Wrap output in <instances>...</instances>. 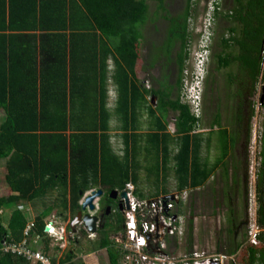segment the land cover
Instances as JSON below:
<instances>
[{
  "label": "trees",
  "instance_id": "1",
  "mask_svg": "<svg viewBox=\"0 0 264 264\" xmlns=\"http://www.w3.org/2000/svg\"><path fill=\"white\" fill-rule=\"evenodd\" d=\"M230 1L229 10L222 15L228 25L210 59L219 72L235 68L226 80V85L234 87L232 97L236 100L232 128L222 126L218 112L205 133L198 132L202 119L193 116L181 101L193 39L190 19L201 0H184L182 13L174 17L167 10V0H0V160L5 183L12 191L0 198V264H31L21 256L3 253L4 242L26 241L32 251H38L34 248L38 242L47 254L52 241L45 230L47 219L54 212L62 221L73 218L81 209V192L84 195L101 187L122 192L133 183L137 195L146 198L149 195L138 188L142 185L140 174L145 172L144 184H148L149 177L159 176L162 170L166 180L170 170L174 171L179 193L205 187L221 170L230 244L226 254L234 256L245 245L247 234L240 233V228L249 222L241 220L234 196L243 172V206L248 202L250 166L248 157L240 160L237 152H248L251 143L252 99L260 79L264 90V0ZM149 2L156 3L153 15L169 23L163 44L153 49L154 65L159 64L168 85L165 82L156 90H147L135 72L138 44L146 41L144 30L153 19ZM176 46L179 49L173 57ZM174 67L175 82L169 84ZM109 79L117 93L113 108L108 101ZM260 107L255 203L257 223L263 226L264 100ZM170 111L178 114L174 133L168 130ZM148 112L154 126L158 124L157 131L139 137V120ZM114 132L121 137L122 154L112 144ZM212 147L220 152L213 163ZM142 155L153 156L156 163H143L142 168L138 161ZM154 191L158 194L149 199L160 197V189ZM48 200L49 204H44ZM26 205L35 214L32 221ZM108 226L94 245L82 239L79 242L89 253L107 252L109 264H121L124 252L111 236L123 232L122 213ZM193 229L191 219L190 251ZM245 248L242 264H264L263 247L249 244ZM74 258L68 252L59 264H86Z\"/></svg>",
  "mask_w": 264,
  "mask_h": 264
},
{
  "label": "rangeland",
  "instance_id": "2",
  "mask_svg": "<svg viewBox=\"0 0 264 264\" xmlns=\"http://www.w3.org/2000/svg\"><path fill=\"white\" fill-rule=\"evenodd\" d=\"M205 0H201L199 5L196 8V12L194 14L195 18H199L200 15H202V3H204ZM151 11L156 10V3L155 2H149ZM231 6V1H225L224 5V10L225 13H227V10H229V7ZM166 7L170 15L172 17L179 15L182 13L184 7H185V2L184 0H167L166 2ZM155 9V10H154ZM155 22V23H154ZM228 24H226L225 20L221 18L218 21L217 28H216V33L217 36L214 41V51L216 52L218 48V38L220 34L222 33V30L225 29V27ZM157 27L156 30L154 27ZM169 27V23L165 21L162 16L159 17H154L152 21L149 22V24L146 26V29L144 31V35L146 37V41H144L143 45L140 46L141 49V55L143 56L144 60L151 55V50H150V44L155 43L153 49L160 47L161 44H163L164 40L166 39V33ZM140 44V43H139ZM155 50L152 52V55L154 56ZM174 57V56H173ZM174 60V58H172ZM159 64L155 67V70L153 73L150 72V79L152 82H155L156 85V80L160 78L161 72L158 68ZM235 71V68H230L228 70L224 71H217L216 70V65L215 62H213L210 65V69L208 71V79L205 85V93H204V115L200 124V130L198 132H203L205 130L211 129V121H213V116L216 113H220L221 116V121H222V126L227 127L229 129L232 128V116L234 115L235 111V106H236V100L235 97H232V92L234 91V87H229L226 82L227 80V75L231 72ZM149 78L146 76V79ZM256 94L254 96L253 104H254V109H255V115L254 118L251 122V143L248 148V152L243 151L242 149L237 152V156L239 157L240 160L244 159L246 156L248 157V162H249V185H248V202L245 203L243 206L242 202V189L245 188L244 184V179H242L243 172L240 173V179L238 180L239 186H236L235 190V207H237V211L240 212L241 214V220L247 219L248 222L251 220V216L256 213V203H255V186H256V171L259 165V152H260V144H259V139H260V132H261V121H262V110L260 107L261 103V97H262V91H263V82L260 79V81L257 84L256 87ZM172 119V118H171ZM212 119V120H211ZM168 123H171V127L173 130L174 127V122L172 120H167ZM114 124V123H113ZM170 127V126H169ZM171 131V130H170ZM173 132V131H172ZM113 138L114 142L116 141L115 137V132L113 133ZM115 145V150L119 149L118 144ZM219 149H217V157L219 156ZM215 156V155H214ZM171 172H174L173 170H170ZM233 167L232 163L229 166V174H230V179H229V184L233 183V180L231 179L233 175ZM4 164L0 160V197L6 196L7 191H6V184L4 180ZM144 175L145 172H144ZM172 177H169L166 180V176L163 172V170L160 172L159 176L155 175L150 176L148 184L144 180L142 182V185H140L138 188L140 191H143L144 194L149 195L148 197L144 199H149L151 197H156L158 192H155V189H160V192L163 193V187L165 185V191L164 194H166L169 189H168V184L170 183V179ZM145 179V178H144ZM222 171L219 170L216 174V176L212 177L206 184L205 187L194 190L192 193H183L186 194V198L184 200V203L181 207V210L187 217V226H186V234L184 236H178L172 239L170 243L165 242V248L163 251L158 252L157 254H160L161 256L157 258H163L161 262H157L155 264H172V262H176L179 260H184V256L189 255L192 250H189V234H188V227H189V221L192 219L193 220V251L194 250H200V251H205L206 254L212 255L214 253H219L224 256L226 255V251L229 248V235L227 233L228 225L226 224V219L225 215L227 212V208L225 205H223V197H222ZM166 182H168L166 184ZM171 187V184H170ZM175 188V189H174ZM171 191V189H170ZM173 192L176 191V185L173 186L172 189ZM137 192V187L136 191ZM159 193L160 197L157 198H170L169 196H172L173 199L178 193L172 194V195H164ZM163 195V196H162ZM89 195L86 194L85 198L88 197ZM50 198V197H49ZM85 198L80 201V204L85 201ZM153 198V199H157ZM51 199V198H50ZM151 199V200H153ZM43 201V200H42ZM50 201V200H49ZM95 202V201H94ZM45 204L46 201H45ZM246 210V211H245ZM57 212L52 213L51 217L47 219L49 221V224H52L55 226L57 229L56 231H49L53 233L55 236L51 237V246L49 252L53 255H59L60 252L59 250H55L54 253H52V250H54V247L62 246L64 247L65 245L69 244L68 241H62L60 243L59 239H62V236L66 232V227L68 226L70 220L62 221L60 216L58 215ZM248 226H242L240 228V233H246L248 234ZM61 229H66L65 232H63ZM119 236H116L118 239L117 241L114 242H122V245H119L121 247L127 245L128 242H123L121 239V236H123L122 232L117 233ZM241 238V236H239ZM94 245V243H93ZM249 245L248 242L245 243V245L240 248V250L234 255L233 258H235V264H242V259L243 256L246 255V246ZM35 247L40 248L44 252V249L40 246L37 245ZM82 252L77 251V255L75 256V260H80L84 261L86 264H109V255L107 252H99V251H94L93 253H89V251H86L87 249H84L82 245L80 246ZM120 249V248H118ZM61 250V248H60ZM48 252V253H49ZM45 253V252H44ZM47 253V252H46ZM50 254V255H51ZM47 255V254H45ZM49 255V254H48ZM143 255V254H142ZM145 255V254H144ZM83 257V258H82ZM122 260L121 264H130L129 258L131 261H133V258L131 255L127 256L126 254L122 255ZM154 259L153 256H147L145 262H149ZM127 260L129 263H127ZM152 263V262H151ZM33 264V263H32Z\"/></svg>",
  "mask_w": 264,
  "mask_h": 264
},
{
  "label": "built area",
  "instance_id": "3",
  "mask_svg": "<svg viewBox=\"0 0 264 264\" xmlns=\"http://www.w3.org/2000/svg\"><path fill=\"white\" fill-rule=\"evenodd\" d=\"M202 6V15L198 19L195 17L190 19L189 26L193 39L188 48L189 59L183 74L181 92V101L190 107L197 119H202L204 115V85L211 63L210 56L214 48L217 24L221 16L226 14L224 0H205ZM135 191L136 186L133 183H128L124 189L127 198L122 199L124 231L121 239L123 242L127 241L128 246H123L122 251L127 256L134 257L133 261L129 258L130 264H155L163 259L157 258L161 256L157 253L164 250L165 242L170 243L173 238L186 234L187 217L180 212V203L186 197L185 194H178L174 199L161 197L151 200L140 198ZM248 225L247 242L254 247L264 248V225L260 226L257 223L256 213L251 216ZM47 227L52 231L57 230L52 224ZM61 230L65 232L66 229ZM49 231H46L47 234L54 237L55 235ZM65 234L67 236V232L63 235ZM118 243L122 245V242H116L119 246L117 248H121ZM65 248L66 245L62 247L63 250ZM1 251L21 256L33 264H52L51 259L42 251L30 250L26 241L4 242ZM153 255V260L144 263L147 256ZM233 257L219 253L208 255L205 251L192 250L189 255L184 256V260L172 264H235ZM129 261L127 260V263Z\"/></svg>",
  "mask_w": 264,
  "mask_h": 264
},
{
  "label": "crops",
  "instance_id": "4",
  "mask_svg": "<svg viewBox=\"0 0 264 264\" xmlns=\"http://www.w3.org/2000/svg\"><path fill=\"white\" fill-rule=\"evenodd\" d=\"M151 7H152V5H151ZM155 10V9H154ZM153 12L154 11H152V18H154L155 16L153 15ZM156 26L154 27V29L156 30ZM146 29V28H145ZM145 31V30H144ZM140 44H138V53H139V58H138V61H137V64H136V67H135V72H136V76H137V78H138V80L143 84V86L147 89V90H156V89H158V88H160V86L162 85V84H164L165 82H167V81H164L163 79H162V76L160 75V78H158L157 80H156V85H155V82H152L151 81V79H150V72L151 73H153V71L155 70V65H154V56L152 55V51H153V47H154V45H155V43H151L150 44V50H151V55H149V57L148 58H146V60H144V58H143V56L141 55V49H140V46L141 45H143L144 43H143V41L142 40H140V42H139ZM179 48L176 46L175 47V53L174 54H176L177 53V51L176 50H178ZM174 56V55H173ZM108 64L110 65L109 66V71H111L112 70V67H111V64H112V62L110 61V62H108ZM173 64V63H172ZM172 73H173V70H172ZM146 76H148L149 78H147L146 79ZM175 81L173 80V79H171L170 80V83L169 84H173ZM167 85H168V82H167ZM107 87H108V89H109V94H108V101H109V105L111 106V108H113V105L115 104V101H116V95H117V93H116V90H115V85H114V83L112 82V80L111 79H109L108 80V82H107ZM144 89V88H143ZM151 99V97H149V100ZM155 102H157V100H155ZM155 105H156V103H154V105H153V108H155ZM145 114V113H144ZM177 113L176 112H173V111H170L169 113H168V118H167V120H172L173 122H175V119H176V117H177ZM172 118V119H171ZM116 119V117H113V119L112 120H115ZM168 122V121H167ZM169 125H168V130L171 132V133H174L175 132V126L173 127V130H172V127H171V123H168ZM156 125V124H155ZM138 126H139V130H138V134H139V137H141L142 135H145V134H148L149 132H151V131H157L156 130V128L155 127H158V124L156 125V126H154V122H153V118H152V116L149 114V112H148V114L146 113V115H144L142 118H140V120H139V124H138ZM170 126V127H169ZM210 129H208V130H205V131H203V132H205V133H207L208 131H209ZM173 131V132H172ZM112 136H113V133H112ZM115 137H116V141L114 142V138L112 139V144H118V146H119V149L118 150H116L117 151V153L118 154H122V151H121V142H122V140H121V137H119L118 135H116L115 134ZM114 147H115V145H113ZM116 148V147H115ZM172 153H173V151H172ZM145 154V153H144ZM215 155V156H214ZM216 156H217V151H216V148L215 147H212V150H211V163H213V161L216 159ZM153 156H150V155H148L147 157H145L144 155H142V156H139L138 157V161L140 162V165H141V167L142 168H145V167H143L142 166V164L144 163L146 166H149L150 165V162H152V164H155L156 163V158H154ZM170 162V161H169ZM168 162V163H169ZM174 162H173V160H171V163H170V165H172ZM168 173V172H167ZM140 176H141V182H143L145 179H146V177H145V175H144V172L143 173H141L140 174ZM169 177H172L171 179H170V183L168 184V189H169V191L165 194V195H172V194H174L175 192H173L172 191V189H173V186L174 185H176V181H175V176H174V172H170L168 175H167V179L169 178ZM145 178V179H144ZM150 178V177H149ZM168 183V182H167ZM6 184V183H5ZM170 184H171V187H170ZM6 191H7V195L6 196H8V195H11L12 193V191H11V189L8 187V185L6 184ZM165 185H164V187H163V191H165ZM170 189H171V191H170ZM175 189V188H174ZM198 190V189H197ZM188 191V193H192V192H194V190H187ZM186 191V192H187ZM6 196H2V197H6ZM2 197H0V198H2ZM48 202V204H49V200L48 201H46V203ZM43 204V203H42ZM45 204V203H44ZM25 208H26V210H27V212L29 213V217L31 218V221H32V218H33V216H35V214H34V212H33V210H32V208H31V206H28V205H26L25 206ZM24 207H22V210H24L25 209ZM52 215H50L49 217H51ZM47 223H49V221H47ZM37 245H40L38 242L35 244V246H37ZM68 245V244H67ZM34 246V248H36L37 250H41L40 248H38V247H35ZM42 248H43V245H40ZM50 249H53V248H50ZM78 251V250H77ZM77 251H76V253H77ZM55 252V248H54V250H52V253H54ZM59 252H60V254L59 255H53V254H51V252H49V253H47V254H49V256L52 258V259H54L55 261H57L56 263L57 264H59V260H60V258L62 257V255L64 254V250H60L59 249ZM51 254V255H50ZM75 257V256H74ZM83 258V257H82ZM73 261H75V258L73 259ZM32 264V263H31Z\"/></svg>",
  "mask_w": 264,
  "mask_h": 264
},
{
  "label": "flooded vegetation",
  "instance_id": "5",
  "mask_svg": "<svg viewBox=\"0 0 264 264\" xmlns=\"http://www.w3.org/2000/svg\"><path fill=\"white\" fill-rule=\"evenodd\" d=\"M175 55L176 54H174V56ZM173 66H174V63L172 65H170L169 69H171ZM158 68L161 69L160 66ZM209 69H210V67H209ZM160 72H161V70H160ZM175 72H176V69L174 67L173 73H172V75H174L173 76L174 81H175ZM208 75H209V73H207L205 85H206V82L208 79ZM205 85H204V93H205ZM203 112H204V94H203ZM93 190L95 192H97L99 190H101L103 192V194L99 198H97L95 200V202L93 203L96 207V210L94 211L93 214L95 216H97L99 219V221L97 223L96 231L93 233H90V232L86 231V229H84V227L82 225L76 226V228L72 227L71 223L73 222L74 218L76 217V215L78 214L79 211L77 212V214H75V216L73 218L69 217L70 222H69L68 226L70 227V231H69L70 235H69L68 240L70 242L68 245H66V249L64 250L65 251L64 254H67L68 252H70L72 255L76 256V251L78 250V247L81 245L79 240L82 239L84 241H87L88 243H94L97 239L100 238L102 231H104L106 229L108 224L109 223L113 224L114 221L117 219L118 215L120 213H123V211H124V206H123L120 194H118L117 196L114 197L111 194V191H107L106 189H104L102 187L96 188ZM85 196H86V194H85ZM80 205H82V203ZM80 211H81V209H80ZM88 212L89 211H86V213H88ZM108 228H109V226H108ZM73 229H75V230H73ZM116 236H119V234L115 233V234H112V236H111L114 241H117V239H118ZM59 240L63 241L65 239L62 238ZM70 247H71V249L69 250Z\"/></svg>",
  "mask_w": 264,
  "mask_h": 264
},
{
  "label": "water",
  "instance_id": "6",
  "mask_svg": "<svg viewBox=\"0 0 264 264\" xmlns=\"http://www.w3.org/2000/svg\"><path fill=\"white\" fill-rule=\"evenodd\" d=\"M263 93H264V90H263ZM262 100H264V94L261 97V101ZM80 194L83 196V192H81ZM102 194H103V192L101 190H99L97 192L94 191V192H92L91 195H89L88 197L85 198V201L82 203V205H80L81 211L79 210L78 214L76 215L73 222L71 223L73 228H76V226L82 225L84 227V229H86V231H88L90 233H93L96 231L97 223H98L99 219L97 216H95L93 214L94 211L96 210V207L93 203ZM111 194L114 197L117 196L118 194H120L121 199L127 198L126 192L119 193L117 190H112ZM86 211H89V212L86 213ZM45 230L49 231V230H51V228L46 227ZM73 230H75V229H73ZM70 249H71V247L69 248V250Z\"/></svg>",
  "mask_w": 264,
  "mask_h": 264
},
{
  "label": "clouds",
  "instance_id": "7",
  "mask_svg": "<svg viewBox=\"0 0 264 264\" xmlns=\"http://www.w3.org/2000/svg\"><path fill=\"white\" fill-rule=\"evenodd\" d=\"M89 191H92V192H94V190L93 189H91V190H89ZM89 191H87L85 194H87ZM92 192H91V194H92ZM122 192H124V190L122 191ZM122 192H119V193H122ZM175 193H178V194H180V195H184L183 193H188V191L186 192H183V193H179V192H175ZM174 193V194H175ZM85 194L83 195V199L85 198L84 196H85ZM91 194H89V195H91ZM170 197V199H173V197L172 196H169ZM185 197H186V194H185ZM184 202V201H183ZM181 207H182V205L180 204V212H181ZM182 213V212H181ZM122 215H123V213H122ZM123 218H124V215H123ZM69 225V224H68ZM47 227V226H46ZM66 229H67V227H66ZM123 231H124V229H123ZM66 232H67V236L65 235V236H62V238H64L66 241H68V238H69V232L66 230ZM65 240H63V241H65ZM62 242V240H60V243ZM66 249V248H65ZM64 249V250H65Z\"/></svg>",
  "mask_w": 264,
  "mask_h": 264
},
{
  "label": "bare ground",
  "instance_id": "8",
  "mask_svg": "<svg viewBox=\"0 0 264 264\" xmlns=\"http://www.w3.org/2000/svg\"><path fill=\"white\" fill-rule=\"evenodd\" d=\"M51 231V230H50Z\"/></svg>",
  "mask_w": 264,
  "mask_h": 264
}]
</instances>
